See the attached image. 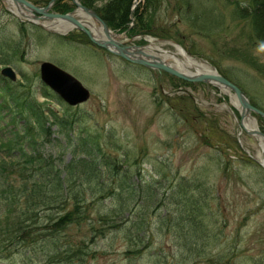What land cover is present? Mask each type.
<instances>
[{
  "label": "rangeland",
  "instance_id": "obj_1",
  "mask_svg": "<svg viewBox=\"0 0 264 264\" xmlns=\"http://www.w3.org/2000/svg\"><path fill=\"white\" fill-rule=\"evenodd\" d=\"M29 1L37 6L46 5L41 0ZM63 1L68 3V10L73 8L70 0ZM203 1L214 9L210 7L196 13H199L196 20L201 28L199 34L188 30L189 22L179 23V30L186 39L184 50L238 84L248 98L264 110V70L259 73L253 62H264V53L258 51L257 44L246 48V36L239 33L235 21L228 16L232 8L226 0L218 3ZM138 2L141 4L143 0ZM168 2L175 4L174 0ZM171 9L164 10L165 26L169 21L178 19L172 14L175 10ZM219 11L227 14L224 23L211 30L208 27L219 23V20L213 22ZM12 17L5 2L0 0V26L4 25L0 33L4 30L7 32L5 36L10 34L13 41H21V56L7 64L20 74L19 81L25 84L19 87L20 90L42 101L38 93L43 89L39 78V63L42 60H50L71 72L91 92L90 98L81 105V111L84 121L92 129V136L106 143L107 150H114L112 146L115 144L119 152L130 155L131 161L135 160V169L138 168L141 176L134 175L133 181L149 179L152 167L163 163L168 166L166 168L172 178L179 179V175L185 178L199 176V181L205 182V187H197L194 191L197 199L201 200L203 196L208 199L207 202L203 199V204L211 210L205 223L216 222L219 226L216 229L219 233L215 232L208 240L212 247L209 250L210 260H214L215 264H225L232 255L230 264H264V181L258 169L261 148L255 137L243 131L239 116L233 112L229 101L223 100L225 93L204 82L181 85L173 82L167 73L155 81L137 64L83 41L77 29L71 30L67 34L69 39H66L28 26L29 34L23 30V39H20V31ZM139 40L135 38L127 43L140 44ZM158 45L174 50L168 44ZM248 54H253L252 58ZM160 90L163 95L173 97L172 103L167 100L162 102L164 99L161 98L153 99V92ZM156 102L161 103L158 110ZM47 106L56 109L61 105L51 99ZM184 107L194 111L187 113L188 108L182 111ZM10 121V115H4L0 119V129ZM8 128L10 126L0 130V137L7 134ZM107 129H112L111 137L103 135ZM52 130V144L46 143L43 150L56 154L65 147L68 159L73 146H64L65 132L58 130L56 125ZM70 135L77 136L74 130ZM215 140L219 143V152L216 148L218 144L212 143ZM244 156L249 162L241 160ZM153 206L148 216L152 229L159 222L156 215L163 210ZM152 238L151 254L160 250L166 264H182L173 255L176 240L172 232L153 234ZM123 245L122 239H116L111 244L105 241L103 247L99 243L92 244L94 253L84 256V264H163L156 263V255L154 258L129 259L123 253ZM22 260L23 256L15 255L0 261V264H24ZM202 260L207 261L206 258ZM34 264L42 263L35 258Z\"/></svg>",
  "mask_w": 264,
  "mask_h": 264
},
{
  "label": "trees",
  "instance_id": "obj_2",
  "mask_svg": "<svg viewBox=\"0 0 264 264\" xmlns=\"http://www.w3.org/2000/svg\"><path fill=\"white\" fill-rule=\"evenodd\" d=\"M80 1L93 8L109 27L128 29L129 34L171 37L185 45L177 21H169L166 26L159 23L161 19L164 22V10L172 6L171 10L177 12L180 20L190 23V30L198 33L201 30L196 22L199 18L196 13L202 11L201 0H174L175 4L168 0H144L133 12L131 27L129 16L133 0ZM226 1L233 5L232 17L247 28L248 44L264 46V0ZM54 9L66 12L69 6L63 0H56ZM15 25H18L20 39L23 30L29 34L28 26L43 31L38 26L18 21ZM1 28L4 29V25ZM3 33H0V63L18 60L21 41H13L10 34L5 36L4 30ZM56 35L69 39V35ZM258 67L263 70V65ZM1 95L5 100L0 111L8 109L13 126L9 134L0 139V260L20 255L24 264H34L35 258L43 264H84V256L91 253L89 243L108 235L111 240L118 236L123 239L124 253L135 259L148 258L153 234L170 231L176 240V258L181 262L215 264L209 258L212 247L208 240L216 229L209 222L205 223L211 210L206 209L203 199L206 202L208 199L206 196L197 199L194 191L205 187L199 176L172 178L168 166L158 163L152 167L149 179L135 182L132 177L141 176L138 168L135 169V160L118 152L115 145L112 146L114 152L108 151V146L92 136L79 108L65 106L60 113L47 114L42 104L28 94L3 87ZM49 115H52V123L67 134L64 146H73L68 159L64 158L68 150L65 147L56 155L43 150L46 142L51 143ZM76 124L79 137L72 140L68 131ZM107 135L111 137L110 130ZM212 143L219 148L216 140ZM154 204L163 210L156 215L159 222L152 229L148 216ZM153 253L158 257L156 263L166 264L160 250ZM231 257L225 264L231 262Z\"/></svg>",
  "mask_w": 264,
  "mask_h": 264
},
{
  "label": "water",
  "instance_id": "obj_3",
  "mask_svg": "<svg viewBox=\"0 0 264 264\" xmlns=\"http://www.w3.org/2000/svg\"><path fill=\"white\" fill-rule=\"evenodd\" d=\"M7 1H12L16 3L19 7V5L23 7H28L30 10L35 11L36 13L39 14H44L45 16L49 18H63L68 20L73 24V26L77 27L78 29L82 30L88 38L96 43L98 46L105 47L109 49L112 52H115L117 54H120L124 58L130 61L138 62L144 65H147L149 67H155L159 69H163L177 77L186 79V80H192V81H198V80H204L208 81L214 85L217 86H222L227 88L228 90H232L234 92L235 99L238 100V104L241 105V116L244 117V114H248L252 110L254 112L259 113L264 117V112H262L260 109L254 107L253 105L250 104L248 98L245 96V94L233 83H231L229 80H227L225 77H223L219 73H198L195 74V76H190L187 75L176 68L172 67L169 64L164 63L161 58L154 56L152 54H148L143 51L144 48L150 49L151 46L149 45H144V46H124L121 47L120 44L122 42H119L117 39L122 38V36L112 32L106 22L100 18L96 12L91 10L90 8L82 5L78 0H73L77 8L82 9L83 12H85L88 15H91L94 19H96L102 26L103 32L106 35L107 38H101L96 36L90 28L84 24L80 19L74 16L73 12H67V13H58V12H46V10L49 8V5L45 7H38L31 2L27 0H7ZM54 0H52L53 3ZM14 13V12H13ZM16 14V13H14ZM22 15H25L21 13ZM17 15V14H16ZM35 18H41L40 16H34ZM22 20V19H21ZM38 25L46 28L47 30H52V31H57L54 28L51 27H46L42 25L39 22L34 21ZM68 30L61 32L65 33ZM150 44L153 42L148 40ZM153 41H156L154 39ZM178 49H181L179 46H177ZM155 50H158L155 48ZM161 51V50H160ZM166 52V51H164ZM143 55L146 58L139 56ZM149 58V59H148ZM41 78L42 80L50 85L64 100L71 104H75L77 102H80L82 100H85L89 96V91L87 88H85L82 83L76 79L73 75L69 74L68 72L62 70L61 68L57 67L53 63L50 62H43L41 63ZM3 73H11L10 68H5L2 70ZM248 133L250 134H259L263 137L264 139V134L257 128H252V129H246ZM263 168H264V159L262 162Z\"/></svg>",
  "mask_w": 264,
  "mask_h": 264
},
{
  "label": "bare ground",
  "instance_id": "obj_4",
  "mask_svg": "<svg viewBox=\"0 0 264 264\" xmlns=\"http://www.w3.org/2000/svg\"><path fill=\"white\" fill-rule=\"evenodd\" d=\"M16 8L17 7L14 4L11 6V9L19 14ZM74 15L77 18H79L84 24H86L96 36L99 37L101 35L103 37L102 29L100 25H98V23L93 18L89 17L85 12H83L82 9L77 8L76 11L74 12ZM40 22L44 26L52 27L54 29H57L58 31H66L68 29H71V27L73 26L71 22L63 18H56V19H52L51 21H49L48 18H42L40 19ZM167 56H169L170 58L169 59L164 58L165 62L171 64L176 69H182L187 73H194L195 71L192 70L194 69L193 67H196V70H202L203 72H209V73L218 72L215 67L213 68L211 65L207 64L206 62L198 61L192 58L191 56H189V54H187L184 51L182 52L180 51L177 52V54L167 55ZM222 90L227 91L226 88L224 87L222 88ZM245 117L248 116L244 114L242 127L253 128L255 126L254 122L250 118H245ZM258 142L262 152V149L264 150V142H262L261 140H258Z\"/></svg>",
  "mask_w": 264,
  "mask_h": 264
}]
</instances>
